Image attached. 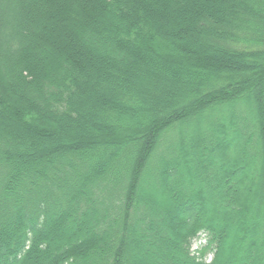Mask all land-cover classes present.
Returning <instances> with one entry per match:
<instances>
[{"label":"trees","instance_id":"1","mask_svg":"<svg viewBox=\"0 0 264 264\" xmlns=\"http://www.w3.org/2000/svg\"><path fill=\"white\" fill-rule=\"evenodd\" d=\"M261 193L264 0H0V264H264Z\"/></svg>","mask_w":264,"mask_h":264},{"label":"rangeland","instance_id":"2","mask_svg":"<svg viewBox=\"0 0 264 264\" xmlns=\"http://www.w3.org/2000/svg\"><path fill=\"white\" fill-rule=\"evenodd\" d=\"M261 194H263L264 195V193H261ZM200 238H202V237H200ZM198 240V239H197ZM198 241H201V242H203V240H198ZM198 241H194V243H193V245H192V249H195L197 246H198ZM210 258V255H208V258L207 259H209Z\"/></svg>","mask_w":264,"mask_h":264}]
</instances>
